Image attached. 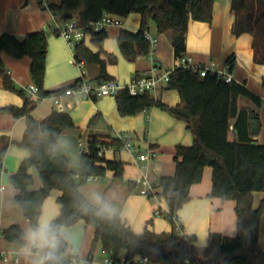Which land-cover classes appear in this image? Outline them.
<instances>
[{"label": "trees", "instance_id": "16d2710c", "mask_svg": "<svg viewBox=\"0 0 264 264\" xmlns=\"http://www.w3.org/2000/svg\"><path fill=\"white\" fill-rule=\"evenodd\" d=\"M264 3V0H261ZM214 0H61L51 3L48 8L63 20L72 14L78 25L91 36V41L100 49L94 52L83 38L76 42L75 57L86 63H95L100 67L99 82L113 79L107 71L109 64H116V55L106 53L102 57L103 44L107 30H95L93 24L107 13L129 15L140 13V28L137 31L123 29L118 36L119 48L123 56L135 61L139 56L152 54V42L147 34L149 21L152 20L159 33L171 32L174 47L175 68L170 75L169 89H176L181 96V105L171 106L156 99L151 93L132 95L127 88L116 94L117 109L122 116H133L146 109L159 107L175 118L184 120L194 136L190 146L179 145L175 156L176 169L172 176H161L156 182L157 188L168 203L165 212L172 229L168 232H155L148 226L141 233L134 231L118 212L105 209L102 205L90 202L81 192L80 186L87 182L89 176H104L108 171L114 172L115 178H122L125 171L124 162L116 157L107 159L101 155L102 149H112L117 156L125 147L126 140L121 136L104 135L89 132L87 151L82 152L79 172H74L65 156L54 154V146L61 133L75 126L67 112L53 111L41 121H37L31 111L34 100L26 97L22 107L0 106V114L11 113L15 117L25 116L27 120L24 137L16 145L27 148L31 154L25 158L18 170L10 176V183L19 189L15 200L25 212L31 227L39 223L43 203L54 189L61 195L57 197L61 213L51 222L58 226V247L55 260L46 264H74L71 256L66 255L68 237L62 232L64 226H70L79 220L95 227V240L102 245L106 255L119 258L125 252L126 260L136 255H149L156 264H264V251L259 244V228L264 214V198L258 207H254L255 191L264 192V144L256 142L262 123L259 113L251 109H239L238 97L245 95L260 103L259 97L249 88L233 80L227 82L217 72L208 71L205 76L181 65L180 60L186 54V41L191 19L210 22L213 16ZM236 21L235 34L254 31L255 50L258 59L264 61V28L256 29L248 15L249 0H233ZM43 29L28 33L19 40L12 33L0 35V71L6 89L25 95L17 88L13 78L5 69L1 52L20 58L28 55L32 59V80L39 87L40 98L53 94L61 95L69 87L50 91L45 88L47 71L48 33ZM229 70L235 66V55L227 59ZM114 80V79H113ZM264 82V80H263ZM102 119L95 115L89 126H96ZM233 119H236L233 122ZM235 129L237 139H229V132ZM47 132V142L40 140V134ZM131 139V138H130ZM132 140V139H131ZM8 144L0 148V173L3 170V158ZM213 169L212 190L210 196L223 200L236 201L237 234L233 237L211 232L205 246L194 244L195 235H179L183 229L182 222L177 225L173 216L189 200L191 185L203 178L205 167ZM32 168H37L43 186L31 190L34 183ZM79 175L80 178L77 179ZM135 185L134 182L130 183ZM150 224V223H149ZM7 241L22 244L25 231L20 224H12L2 230ZM47 251V250H46ZM189 261V262H187Z\"/></svg>", "mask_w": 264, "mask_h": 264}, {"label": "crops", "instance_id": "0c3cea01", "mask_svg": "<svg viewBox=\"0 0 264 264\" xmlns=\"http://www.w3.org/2000/svg\"><path fill=\"white\" fill-rule=\"evenodd\" d=\"M46 2L50 4L47 0ZM232 2L233 0H214L213 16L210 22L190 20L185 56L198 65H209L215 62L217 70L226 71L228 57L235 55V66L232 71L235 82L249 88L260 100V103H257L241 95L238 97V107L256 110L259 113L262 129L256 142L264 144V61L259 60V55L256 54L254 31L234 33L236 15ZM107 14L113 22L105 26L107 38L101 55L104 58L106 53L117 56V63L109 64L107 67L113 79L122 84H128L143 72L153 69L171 71L175 68V51L171 32L159 33L156 24L150 20L147 34L149 38L156 39L152 48L153 52L150 55L139 56L135 61L130 62L119 48L118 36L123 29L137 31L140 28L142 16L140 13L125 16ZM56 20L57 22L54 19V13L48 6H43L40 0H0V35L8 32L14 34L19 40H23L30 32L50 30L55 23L62 25L65 22L59 15ZM84 39L94 52L99 51L100 48L91 41L89 34H86ZM73 54V49L67 40L50 30L45 76L46 89L55 91L64 86H71L83 72L90 82L100 83L98 81L100 67L95 63L85 62L84 67L81 68L75 63ZM1 58L17 88L25 91L29 85L35 83L31 75L30 56L17 58L3 51ZM2 78L0 71V106L22 107L27 97L26 93L23 95L6 89ZM151 95L171 106L181 105L179 92L176 89H169L168 86L158 88ZM69 102H73V105ZM55 110L67 112L75 122L74 127L61 133L59 141L54 146V154L65 156L74 172H79L73 167L77 166L79 156L81 165V143H85L81 141L77 151L74 150V145L77 144L78 138L84 137L87 141L90 131L104 135H127L132 139L133 146L138 148V151L122 149L118 155L126 164V176L123 180L129 182L128 192L122 198L123 202L111 199L106 201L110 205L104 202L96 205H102L108 211L118 212L123 220L138 233L143 232L147 226L158 233L170 231L171 222L158 217L162 215L166 217L165 212L169 207L165 197L157 195L155 198H149L141 192L142 186L136 184L135 180L145 174L152 182H158L161 176L174 175L177 146H190L194 142L193 133L188 129L187 123L159 107L146 109L133 116H122L117 109L116 97L112 95L85 99L75 94L69 98L65 96L60 104H56L52 96H48L35 102L30 113L37 121H41ZM97 114H100L102 119L96 126L90 127L91 119ZM235 120L233 119V122ZM26 122L25 116L15 117L11 113L0 114V148L5 144L9 146L3 158V170L0 173V248L5 252V259L0 264H37L46 252V250L30 246L27 240L17 244L7 241L2 235L4 228L16 223L23 227L25 233L32 228L25 212L16 203L15 197L19 189L9 181L21 162L31 154L29 149L16 145V142L24 137ZM237 136L235 129L229 132L230 140H236ZM48 139L47 132L40 134L42 142H47ZM150 151L156 153L154 158L144 162L138 159L139 153ZM105 157L113 160L117 154L114 150H107ZM31 173L34 176V183L29 186V189L38 190L43 186L39 171L37 168H32ZM212 176L213 169L210 166L205 167L202 180L191 185L189 200L176 215L182 222V230L185 234L196 236L194 244L197 246H205L211 232L230 237L237 234L236 201L209 195L212 190ZM109 178L110 182L106 189L116 183L117 178L114 177V172ZM131 182L135 185L131 186ZM80 190L90 201L89 194L82 190L81 186ZM157 192H161V189L156 188ZM59 195H61L60 190L54 189L46 198L39 221L42 218L52 221L61 213V205L57 201ZM253 196L254 207H258L264 198V192L255 191ZM157 210H160L161 214H157ZM62 232L68 237L67 256L74 257L84 264H105L103 260L106 254L102 250L101 243L95 240L96 232L93 225L79 220L74 225L64 226ZM259 244L264 251V214L259 228ZM124 255L125 252H122L120 256L124 257Z\"/></svg>", "mask_w": 264, "mask_h": 264}, {"label": "built area", "instance_id": "2783aa9c", "mask_svg": "<svg viewBox=\"0 0 264 264\" xmlns=\"http://www.w3.org/2000/svg\"><path fill=\"white\" fill-rule=\"evenodd\" d=\"M40 2L43 6H49L46 0H40ZM57 16L58 15L54 13V19L56 22H57L56 20ZM110 22H113V19L110 18L108 14H105L104 16H102V18L99 21L93 24V27L95 30H101L105 28L107 23H110ZM50 30L64 37L67 40L69 46H71V48L73 49L75 63L78 64V66H80L81 68L84 67L85 61L78 60L75 57L74 46L76 42L81 41L86 35V32L84 31V29H82V27L78 25L77 21L70 18L69 20H65L64 24L62 25L59 23H55V25L52 26ZM150 40L152 42V48H153L154 44L156 43V39L150 38ZM180 63L182 66L190 68L194 72H199L202 76H205L208 71L212 70L214 72H217L218 76L220 78H224L227 82H232L234 80V75L232 71L229 70L228 65H227L228 70L219 71L216 68L215 62H211L209 65H202V64L198 65V64H194L191 61V59L187 56H183L180 60ZM171 72L172 70L171 71H163V70L158 71L157 69H153L149 72H143L142 74L138 75L128 84H122V82H119L116 79L114 80L109 79V80H106L100 83L96 82V84H94L85 78V75L83 72L80 75V77L76 80V82L73 85L67 87L61 95L53 94L51 96L54 99V102L56 104H60L61 102H63L65 96L69 98L72 95L78 94L85 99H97L99 97L106 96V95L116 96V94L121 89H124V88H127L130 94L132 95H139V94H144L147 92L152 94L158 88L162 86H168L169 81H170ZM25 93L27 97L34 100V102H37L38 100L42 99L39 96V87L35 83L29 85L26 88ZM69 104L73 105V102H69ZM121 138H124L126 140V144L123 149L138 151L137 150L138 148H135V146H133L132 140L130 139L129 136L123 135L121 136ZM81 150L82 152L87 151L88 150L87 144L85 146V144L81 143ZM107 150H112V149H102L100 151V154L101 155L105 154ZM155 156H156V153L153 151L146 152V153L143 152V153H139L138 159L143 160L144 162L146 160H149L150 158H154ZM78 178H80L79 175L77 176V179ZM97 178H98L97 176H89L87 177V181H92ZM135 182L136 184H140L142 186L141 192L149 196V198H155L157 196L156 182H152L147 177V175L144 174L140 176L139 178L135 180ZM156 213L161 214V211L157 210ZM173 219L175 220L177 225L181 223V220L179 217L177 218L173 216ZM179 235L182 238L188 239L187 235L182 229H179ZM4 257H5V252H3L2 249L0 248V263L3 259H5ZM70 260L74 264H84L78 261L76 258L74 259V257H70ZM103 261L105 264H156L155 260L149 255H136L131 260H126L125 257H121V256L119 258H115L114 256L106 255Z\"/></svg>", "mask_w": 264, "mask_h": 264}, {"label": "rangeland", "instance_id": "374dc122", "mask_svg": "<svg viewBox=\"0 0 264 264\" xmlns=\"http://www.w3.org/2000/svg\"><path fill=\"white\" fill-rule=\"evenodd\" d=\"M49 3H59L61 0H47ZM249 4H250V8L248 13L246 12V15L249 16L252 24L254 23V25L256 26V29H258L259 31H262L264 28V3L261 0H249ZM76 19V18H73ZM72 57H74V54L72 55ZM69 129V128H67ZM65 131V130H64ZM83 142L86 144V138L82 137V138H78L77 139V144L74 145V150L77 151L80 148V142ZM86 146V145H85ZM79 160L77 161L76 165L73 168L75 170L80 169V156L78 157ZM112 172L108 171L104 176H100L98 177V179L96 181H88L84 184L81 185L82 190H84L86 193L89 194V198L90 201L95 203V204H101V203H105L106 205H110L107 204V200H111L114 199L115 201H119V202H123L122 198L125 196V194L128 192V185L129 182L128 180L125 181L123 180V178L126 176V170L124 171V175L122 178H117L116 179V183L113 184L112 187H107L109 182H110V174ZM99 196L101 199L100 201H97L95 199L96 196ZM117 197V198H116ZM124 205V204H123ZM110 207V206H109ZM161 217L162 220L166 221L169 220L168 218L162 216H158Z\"/></svg>", "mask_w": 264, "mask_h": 264}, {"label": "clouds", "instance_id": "9594fccd", "mask_svg": "<svg viewBox=\"0 0 264 264\" xmlns=\"http://www.w3.org/2000/svg\"><path fill=\"white\" fill-rule=\"evenodd\" d=\"M95 199L100 201L101 198L97 195ZM58 231V226L46 218H42L35 227L27 231L25 239L30 246L47 250L37 264H46L48 261L55 260V252L59 243Z\"/></svg>", "mask_w": 264, "mask_h": 264}, {"label": "water", "instance_id": "95a60500", "mask_svg": "<svg viewBox=\"0 0 264 264\" xmlns=\"http://www.w3.org/2000/svg\"><path fill=\"white\" fill-rule=\"evenodd\" d=\"M68 18H72V14H68L66 15ZM118 158H120L119 156H117Z\"/></svg>", "mask_w": 264, "mask_h": 264}]
</instances>
